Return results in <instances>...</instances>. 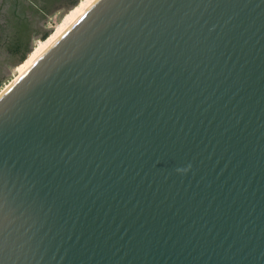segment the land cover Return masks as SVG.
I'll return each instance as SVG.
<instances>
[{"label":"water","instance_id":"water-1","mask_svg":"<svg viewBox=\"0 0 264 264\" xmlns=\"http://www.w3.org/2000/svg\"><path fill=\"white\" fill-rule=\"evenodd\" d=\"M0 264H264V0H99L53 45L0 99Z\"/></svg>","mask_w":264,"mask_h":264},{"label":"trees","instance_id":"trees-1","mask_svg":"<svg viewBox=\"0 0 264 264\" xmlns=\"http://www.w3.org/2000/svg\"><path fill=\"white\" fill-rule=\"evenodd\" d=\"M37 3L38 0L3 1L9 8H0V72L3 63L17 64L25 59L34 35L44 40L50 33H40L35 21L31 19L48 12L47 8H39ZM3 77L0 76V85Z\"/></svg>","mask_w":264,"mask_h":264},{"label":"bare ground","instance_id":"bare-ground-1","mask_svg":"<svg viewBox=\"0 0 264 264\" xmlns=\"http://www.w3.org/2000/svg\"><path fill=\"white\" fill-rule=\"evenodd\" d=\"M99 0H80L69 9L44 40L31 47L25 59L16 65L14 74L0 89V99L55 45Z\"/></svg>","mask_w":264,"mask_h":264},{"label":"rangeland","instance_id":"rangeland-1","mask_svg":"<svg viewBox=\"0 0 264 264\" xmlns=\"http://www.w3.org/2000/svg\"><path fill=\"white\" fill-rule=\"evenodd\" d=\"M74 1L73 4L71 2ZM80 0H38L37 6L39 8H47L48 12L45 15L37 16L31 18L35 21L37 28H39L40 33L51 32L53 27L60 21L64 14L75 5ZM0 5H4L0 0ZM39 35H34L30 41L31 47L38 42ZM1 60V59H0ZM16 64L3 63L1 66L0 76H4L3 81L0 85V89L9 81V79L14 74V68Z\"/></svg>","mask_w":264,"mask_h":264},{"label":"flooded vegetation","instance_id":"flooded-vegetation-1","mask_svg":"<svg viewBox=\"0 0 264 264\" xmlns=\"http://www.w3.org/2000/svg\"><path fill=\"white\" fill-rule=\"evenodd\" d=\"M4 0H1V2H3ZM74 3V1H72L71 2V4H73ZM0 8H9L8 6H7V4H5V5H0Z\"/></svg>","mask_w":264,"mask_h":264}]
</instances>
